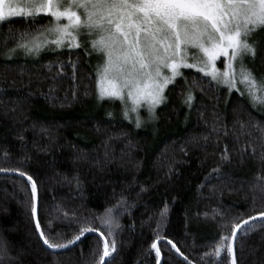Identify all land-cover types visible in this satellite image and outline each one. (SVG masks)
<instances>
[{"label":"trees","instance_id":"obj_1","mask_svg":"<svg viewBox=\"0 0 264 264\" xmlns=\"http://www.w3.org/2000/svg\"><path fill=\"white\" fill-rule=\"evenodd\" d=\"M50 21L40 14L0 22V169L33 177L42 229L64 243L88 226L85 217H100L124 197L126 210L114 213L120 228L109 238L117 244L110 264H157L150 248L157 235L175 243L191 264H230L226 249L215 256L220 236H230L240 213L264 210L263 106L183 68L166 88L152 125L93 113L96 67L84 49L5 59L15 43L12 33ZM254 41L258 51L248 62L260 80L264 29ZM189 87L191 107L184 103ZM225 148L230 162L221 159ZM92 226L106 231L98 219ZM98 238L93 233L69 249H47L31 217V183L19 172L0 171V250L6 249L0 264H97ZM158 247L161 264H187L165 240ZM234 247L238 264H264V221Z\"/></svg>","mask_w":264,"mask_h":264},{"label":"snow or ice","instance_id":"obj_2","mask_svg":"<svg viewBox=\"0 0 264 264\" xmlns=\"http://www.w3.org/2000/svg\"><path fill=\"white\" fill-rule=\"evenodd\" d=\"M40 14L50 15L51 23L35 31L12 33L15 43L6 57L11 59L17 51H23L26 57L39 56L46 47L54 45L59 49L66 41L69 48L81 47L78 40L81 34L94 36L89 41L91 51L102 53L104 57L96 69L98 99L120 100L126 119L136 113L137 127L142 124L138 108L147 105L150 118L154 117L156 106L166 99V88L182 75L181 68H196L203 74L202 78L211 77L212 81L227 86L230 93L233 90L240 92L237 85L242 84L253 107L264 104V78L258 80L244 63L246 57L254 58L258 51L259 42L252 40V36L264 29V0H0V22L10 17L34 19ZM62 18L66 22H62ZM50 36L54 39H49ZM190 48L198 51V58L192 63H189ZM220 57L224 58L223 70L216 66ZM60 66L65 65L61 63ZM240 94L244 95V92ZM193 100L189 87L184 103L191 107ZM221 159L230 162L226 148ZM0 171L19 172L31 183V217L35 231L47 249H66L89 232L98 233L95 251L100 254L97 264H110L117 244L114 238H109L120 228L114 213L126 210L123 208L127 204L124 197L116 205L105 208L100 217H85L82 222L88 226L81 227L72 239L57 243L45 233L38 219V189L33 177L19 169ZM213 172L219 178L220 168ZM166 213L167 205L161 210V216ZM94 219H98L106 231H101L100 226H92ZM236 219L239 222H234ZM257 220L264 221V210L246 217L244 213L234 217L231 234L220 236L214 249L215 256L221 257L226 249L230 264H238L235 241L242 233L251 231ZM159 227L158 222L157 229ZM161 239L187 260L175 243L157 235L150 245L155 250L157 264L161 261L157 241ZM5 253L6 249L0 250V256Z\"/></svg>","mask_w":264,"mask_h":264},{"label":"rangeland","instance_id":"obj_3","mask_svg":"<svg viewBox=\"0 0 264 264\" xmlns=\"http://www.w3.org/2000/svg\"><path fill=\"white\" fill-rule=\"evenodd\" d=\"M48 15V14H46ZM50 16V15H49ZM12 18V17H10ZM8 19V18H7ZM51 21H52V18H51ZM50 21V23H51ZM62 22H66V21H63V18H62ZM49 23V24H50ZM48 24V25H49ZM262 30V29H261ZM260 30L256 31L255 34L252 36V40H255V38L258 36V33H259ZM95 37L94 36H89L87 34H81L78 38L79 40V43L82 45L81 47H72V48H69L67 46L68 42L66 41L65 42V46L62 47V48H55L54 45H52L51 47H46L44 50L41 51V53H44V52H50V51H58V50H64V49H76V48H82L86 51V49H88V51H86L87 53V58H88V61L89 62H92V64L96 67L95 68V75H96V69H97V65L99 64H102L103 63V54L102 53H97L95 51H91V44L89 43L90 40L94 39ZM49 39H54V37L50 36ZM190 52V59H189V63H192L193 62V59L195 58H198V51L194 48H190L189 50ZM40 53V54H41ZM32 57H35V56H25L23 51H17L14 56L11 58V59H14V58H32ZM250 57H246L244 59V63L245 65L252 70L253 74L255 75L256 77V74L252 68V66L249 64L248 62V59ZM5 59H8L5 55ZM221 60V63H222V66L220 67L219 65V61ZM216 66L218 69H221L223 70L224 69V58L223 57H220L218 58V60L216 61ZM237 68H239V63H237L236 65ZM183 68H181L182 70ZM192 70L194 71H197L196 68H192ZM165 72V74H168V71L167 69H164L163 70ZM198 72V71H197ZM202 74V73H200ZM203 75V74H202ZM178 78V77H177ZM211 79V77H209ZM257 78V77H256ZM237 79H239V77H237ZM259 79V78H258ZM96 80H97V75H96ZM215 82V81H214ZM217 83V82H216ZM219 85H223L221 83H217ZM225 86V85H223ZM227 87V86H226ZM237 87L240 89V92H244V96L250 101V98L248 97L247 95V92L245 91V87L244 85L242 84H238ZM95 95H96V98H97V104L96 106L94 107V109L92 110L93 113H97V114H107L108 116L110 117H120L122 119H124L125 121H128V122H131L133 123L134 125H136V113H131L130 114V117L128 119H126L123 115V112H122V104L120 102V100L118 99H110V98H103V99H98V93H97V86H96V89H95ZM110 101L112 102V105L111 106H102L101 103L103 101ZM251 102V101H250ZM164 103V102H163ZM252 104V103H251ZM161 105V104H160ZM128 106L131 107V102L128 101ZM159 105L156 106V108L158 107ZM261 108L260 106H263L262 109H264V104H258L256 105L255 107H258ZM107 107H112L114 109H107ZM138 112H139V116L140 118L142 119V124L140 127H145V126H150L152 125V123H154V117H151L149 116V112H148V109H147V105H144L142 107H139L138 108ZM109 113H111V115H109Z\"/></svg>","mask_w":264,"mask_h":264},{"label":"water","instance_id":"obj_4","mask_svg":"<svg viewBox=\"0 0 264 264\" xmlns=\"http://www.w3.org/2000/svg\"><path fill=\"white\" fill-rule=\"evenodd\" d=\"M90 234H93L92 232H89L88 234H86L85 236H87V235H90ZM95 234H98V233H95ZM84 236V237H85ZM84 237H82L81 239H83ZM160 241H164L163 239H161V240H159V241H157V246H158V244H159V242ZM42 242V241H41ZM80 241H78V242H76V243H74V245H76V244H78ZM43 244V243H42ZM74 245H71V246H69V247H67L66 249H69V248H71V247H73ZM45 246V245H44ZM46 247V246H45ZM47 248V247H46ZM66 249H56V250H51V251H53V252H59V251H63V250H66ZM50 250V249H49ZM183 258V257H182ZM183 260L187 263V264H189V261H187V260H185L184 258H183ZM162 263V257H161V261H160V264ZM191 264V263H190Z\"/></svg>","mask_w":264,"mask_h":264}]
</instances>
